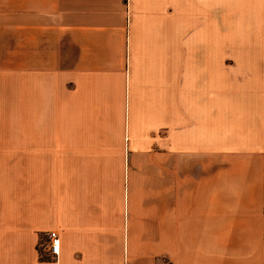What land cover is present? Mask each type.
I'll return each mask as SVG.
<instances>
[{"label": "crops", "instance_id": "1", "mask_svg": "<svg viewBox=\"0 0 264 264\" xmlns=\"http://www.w3.org/2000/svg\"><path fill=\"white\" fill-rule=\"evenodd\" d=\"M0 264H264V0H0Z\"/></svg>", "mask_w": 264, "mask_h": 264}, {"label": "built area", "instance_id": "2", "mask_svg": "<svg viewBox=\"0 0 264 264\" xmlns=\"http://www.w3.org/2000/svg\"><path fill=\"white\" fill-rule=\"evenodd\" d=\"M44 247L46 252L51 254H57L59 252V236L55 229H50L45 234Z\"/></svg>", "mask_w": 264, "mask_h": 264}, {"label": "trees", "instance_id": "3", "mask_svg": "<svg viewBox=\"0 0 264 264\" xmlns=\"http://www.w3.org/2000/svg\"><path fill=\"white\" fill-rule=\"evenodd\" d=\"M41 257H42V258H45V256H43V255H42Z\"/></svg>", "mask_w": 264, "mask_h": 264}]
</instances>
